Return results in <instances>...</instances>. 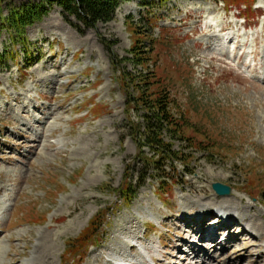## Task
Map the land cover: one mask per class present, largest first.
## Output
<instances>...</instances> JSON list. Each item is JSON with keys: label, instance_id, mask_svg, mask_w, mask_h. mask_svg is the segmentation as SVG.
Here are the masks:
<instances>
[{"label": "rangeland", "instance_id": "1", "mask_svg": "<svg viewBox=\"0 0 264 264\" xmlns=\"http://www.w3.org/2000/svg\"><path fill=\"white\" fill-rule=\"evenodd\" d=\"M147 1L121 2L112 21L88 28L47 0H3L0 264H106L112 251L130 254L129 239L145 230L167 264H264V81L247 79L254 67L245 73L210 61L221 56L200 44L208 22L221 26L238 10L220 0ZM256 1L241 11L260 10L250 21L259 23L253 49L264 68V0ZM40 3L49 12L26 37L4 27L11 8ZM160 93L178 125H156L162 145L155 147L146 138ZM22 95L33 100L26 108L39 124L20 114ZM9 107L32 130L10 121ZM25 131L44 136L37 151ZM216 182L232 195L218 196ZM221 208L246 216L254 241L246 231L236 245L191 259L180 241L189 228L176 218L164 225L168 216L203 210L213 218Z\"/></svg>", "mask_w": 264, "mask_h": 264}, {"label": "bare ground", "instance_id": "2", "mask_svg": "<svg viewBox=\"0 0 264 264\" xmlns=\"http://www.w3.org/2000/svg\"><path fill=\"white\" fill-rule=\"evenodd\" d=\"M216 28H220V26H217ZM208 33H206V35L204 36V38H203V40H205L206 41V44L208 45H210L211 44V42H214V43H216V47H212V45L211 46H207L208 48H211V49H215L216 48V50H217V52L219 53V55L222 57L224 54H231V56H232V53L234 52V53H237V49H236V44H237V35H238V33H237V35H234V34H231L230 32H228V33H226L224 36H221V35H219L218 33H217V31L215 30V29H213V27H211V26H209L208 27V31H207ZM253 35H254V33H253ZM243 40H241V43L243 42V44H242V46L241 47H243L244 46V44H245V38H242ZM206 47V48H207ZM251 48H249V50H248V53H243L242 55H244L243 56V64H246V62H247V59H248V57H249V54L251 53V50H250ZM241 52H242V48H241V50H239V52L237 53V56H236V60H238L239 59V57H240V55H241ZM233 66V65H232ZM262 66H264V63H262ZM54 78H56V77H54ZM99 83V82H98ZM51 86V85H53V84H50V82H49V84L48 85H45V86ZM24 98L23 99H21L23 102V108H22V110H21V112H20V114H23L24 115V117H26L25 115H30V112L28 111V109L26 108V107H28L27 105H26V103H25V101H27L28 103H31V102H33V100L30 98V100L27 98V97H25L24 95H22ZM47 99L48 100H50V101H54L55 100V98L53 97V93L50 95V96H47ZM93 99V98H92ZM17 100V99H16ZM91 100V99H90ZM21 103V102H20ZM19 105V104H18ZM28 105H31L33 108H34V110L35 111H38L37 109L38 108H40L39 106H33V104H28ZM16 106V105H15ZM38 107V108H37ZM10 108H12V107H9V112H11L12 111V115L11 114H9V116H10V118H9V120L10 121H12L13 122V120H16L17 119V122H18V125L21 123V125H23L24 127H27V129L30 131V130H32V124L31 123H29V122H27L26 121V119L23 121V119H22V121L23 122H21V120L20 119H18V115H20V114H16L15 113V110L12 108V110H10ZM40 109H43L42 111L44 112L45 110H46V108H40ZM56 109H50V111H49V113H48V117H47V120L48 119H51V118H53L54 119V117L53 116H51L50 114L51 113H53L54 111H55ZM13 112H14V114H13ZM17 115V116H16ZM20 117V116H19ZM30 117L33 119V120H35V122L34 123H37V124H39L38 123V118L35 116V114H33V115H30ZM14 123V122H13ZM20 125V126H21ZM13 126H15V127H17V125H13ZM19 127V126H18ZM17 127V128H18ZM23 129V128H22ZM26 129V130H27ZM25 133L27 134V135H29V137H31V136H34V138H32V139H34V142H35V147H34V149L36 150V148H40V146H41V144L43 143V140L45 139L44 138V136L43 135H39V134H37V133H35V135H33V133L32 134H29L28 133V131H25ZM20 134V133H19ZM26 136V135H25ZM52 136V135H51ZM44 138V139H43ZM25 143V142H24ZM38 148V149H39ZM37 149V150H38ZM36 150V151H37ZM219 213H220V216H221V218H224V219H220L219 220V222H222V223H219L217 226H212V225H208V223L209 222H207V219H208V217H210L209 216V214H208V212H205V211H199L197 214H196V216L195 217H180V216H178V215H176V216H168L167 217V219L164 221V225L166 226V225H170L169 224V222L171 221V219H174V218H176L177 220H179V221H181L182 223H184L186 226H187V229L189 228V231H187L188 233H189V235H191V236H193V238L196 240V239H200V241H204V240H206V241H209V243H212L213 245H215V246H218L217 245V243H218V241H216L215 239H216V237H218L217 236V233H220V232H222V233H227V236L225 237L226 238V240H225V244H224V247H229V245H231L232 243H233V245H235V244H237L238 242L237 241H235V239H238L239 237H238V235H245V233H246V231H248V232H251L252 234L251 235H247V236H250V237H247L249 240H253L254 241V238H252V236L253 235H255V233H257L256 231H254V232H252L251 230H252V227H250V224L251 223H249V219L246 217V216H243V217H241V219L240 218H238V216H242V214L240 215L239 213H241V212H239L238 210H229V209H224V208H221L220 210H219ZM218 213V214H219ZM239 220H242L243 222L241 223V224H239V225H237L236 227H238V228H240V227H243V230H241V232L239 233V234H236L235 233V231H233L234 230V228H233V226H232V223H236L237 221H239ZM147 225L149 226L150 225V223H147ZM126 229V228H125ZM4 233H6V230H1V232H0V239L3 237V234ZM130 233H131V228H130ZM184 235V234H183ZM258 235V234H257ZM5 236V235H4ZM259 236V235H258ZM181 237H183V236H181ZM130 240V239H129ZM141 239H140V236L138 235V237H136V236H134L133 237V241H135L137 244L138 243H140V242H138V241H140ZM133 241H131V242H133ZM180 241H182V242H184V244L186 243L187 245H188V248L190 249V251H192V253L193 254H195L196 256H198V255H200V254H206V249L205 248H202V247H199V245H197V244H195V243H192V242H190L189 240H185V239H182V240H180ZM179 241V242H180ZM178 242V243H179ZM127 243V242H126ZM172 244V247H174L173 245L175 244V245H177L178 246V244H176V243H171ZM131 247L130 248H128V249H130V251H131V253L130 254H128L126 251V253L128 254V255H126L124 252H122V250L121 251H118V250H116V251H112L113 253H114V255L113 254H110V255H112V257H116V258H119V259H122V260H125V261H127L128 259H130V258H132V260H136V262H139V259H137L136 257H135V253H134V251H136V246L133 244V243H131ZM176 246V247H177ZM252 246H255L254 244H252ZM175 247V248H176ZM256 247H258V245H256ZM160 251V250H159ZM134 253V254H133ZM67 254V253H66ZM260 257H264V254H261V256ZM259 257V258H260ZM138 258H140V257H138ZM132 260H131V262H132ZM68 261V260H67ZM66 261V262H67ZM160 261V263L161 264H164V262H163V260H159ZM251 263V262H250ZM249 263V264H250ZM106 264H114L113 262H112V260H108L107 261V263ZM236 264H238V263H236Z\"/></svg>", "mask_w": 264, "mask_h": 264}, {"label": "trees", "instance_id": "3", "mask_svg": "<svg viewBox=\"0 0 264 264\" xmlns=\"http://www.w3.org/2000/svg\"><path fill=\"white\" fill-rule=\"evenodd\" d=\"M123 1L127 0H47L46 4L58 5L69 16L75 17L81 21L85 27L92 28L100 22L108 23L112 21L118 6ZM157 1L163 3L166 0ZM238 1L242 3L245 0ZM2 2L3 0H0V6ZM48 12L49 8L43 3L23 5L20 8H11L9 16L4 20V27H9L11 30L13 29L14 31L19 32L21 37H26L25 29L34 25L38 21H41ZM133 44H136V42ZM159 97H161V100L159 99L155 101V108H158L154 115L156 123L152 125V128L149 127L152 134L146 138L147 143H149L148 145L155 147H161L160 145H162L159 140V135L157 133L154 134L153 132V128L156 127V125H158L160 129L165 125H178V119L169 112V101L167 100V97L162 93H160ZM167 151L169 154V150Z\"/></svg>", "mask_w": 264, "mask_h": 264}, {"label": "water", "instance_id": "4", "mask_svg": "<svg viewBox=\"0 0 264 264\" xmlns=\"http://www.w3.org/2000/svg\"><path fill=\"white\" fill-rule=\"evenodd\" d=\"M212 188L221 197L230 196L232 193L231 187L221 183H213Z\"/></svg>", "mask_w": 264, "mask_h": 264}]
</instances>
